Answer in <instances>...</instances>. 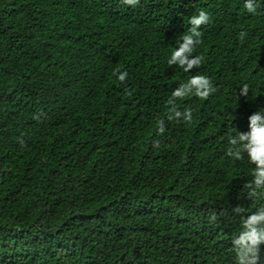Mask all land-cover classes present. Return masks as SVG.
<instances>
[{"label": "trees", "instance_id": "trees-1", "mask_svg": "<svg viewBox=\"0 0 264 264\" xmlns=\"http://www.w3.org/2000/svg\"><path fill=\"white\" fill-rule=\"evenodd\" d=\"M253 3L0 0V264H236L232 209L264 206L247 153L227 154L264 108ZM200 11L203 61L169 66ZM197 74L215 91L174 100L186 122L168 101Z\"/></svg>", "mask_w": 264, "mask_h": 264}, {"label": "clouds", "instance_id": "clouds-1", "mask_svg": "<svg viewBox=\"0 0 264 264\" xmlns=\"http://www.w3.org/2000/svg\"><path fill=\"white\" fill-rule=\"evenodd\" d=\"M124 4L135 6L139 0H123ZM245 8L249 12L255 11L253 0H245ZM209 15L205 11H200L198 15H194L189 20L190 35H183L181 41H178V48L171 53L168 59L169 66L178 65L185 72L192 70L194 67H199L204 57L202 55L192 57L191 53L195 45L201 43L199 37L202 35L198 31L201 25L209 22ZM241 33V39L244 37ZM118 71V70H117ZM116 75V73H114ZM127 72H119L118 79L123 82L127 78ZM215 89L211 85V81L204 75H194L187 83L179 85L172 93V98L169 99L168 104L172 105L171 112L174 117L179 119L183 114L186 122H191L192 112L186 109L183 113L176 110L174 100L176 98H184L194 94L200 99H207ZM240 96L248 95V86L240 90ZM173 119V115L168 117ZM249 132H240L238 136L231 137L229 143L232 147L228 149V155L235 157V159H242V153H247L248 160L255 165L252 169L253 181L245 187L252 188L249 192V197L257 196L255 189L264 188V108L253 112L248 116ZM160 131H164L163 120L158 121ZM247 141V143H244ZM155 146H158V142ZM253 185L255 186L253 188ZM232 212L241 216L242 231L237 238L233 240V247L236 252V264H260V246L264 244V206L257 208L251 215L243 216L244 209L237 205L232 209ZM216 219L215 216L212 217ZM259 226V227H258Z\"/></svg>", "mask_w": 264, "mask_h": 264}]
</instances>
